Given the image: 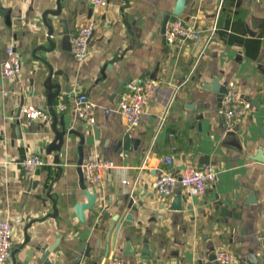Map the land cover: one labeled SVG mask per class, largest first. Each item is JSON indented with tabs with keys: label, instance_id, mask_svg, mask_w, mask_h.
<instances>
[{
	"label": "crops",
	"instance_id": "0c3cea01",
	"mask_svg": "<svg viewBox=\"0 0 264 264\" xmlns=\"http://www.w3.org/2000/svg\"><path fill=\"white\" fill-rule=\"evenodd\" d=\"M59 1L69 32L95 21L80 62L60 41L48 43L42 16L57 0H0V64L9 45L21 54L15 78L0 73V220L18 219L16 251L6 264H42L35 246L53 243L56 233L46 257L51 264H106L110 257L125 264H219L211 257L220 249L233 252L236 264H264V0H185L180 14L173 13L177 0H107L103 8ZM167 15L194 22L199 39L169 45ZM146 75L161 82V92L130 128L117 109V90ZM214 79L235 82L250 103L233 128L224 126L218 95L206 87ZM77 94L96 106L97 139L89 123L56 109L60 95L70 105ZM49 103L58 129L84 134V159L115 164L101 184L87 185L96 198L83 222L74 208L86 202L76 172L79 137L67 134L60 151L48 152L52 117L40 122L20 115L22 105L47 110ZM125 133L138 140L131 151L119 146ZM30 155L44 163L26 176L20 162ZM208 163L217 179L202 195L189 196L181 186L165 198L154 193L161 170L180 173Z\"/></svg>",
	"mask_w": 264,
	"mask_h": 264
},
{
	"label": "built area",
	"instance_id": "2783aa9c",
	"mask_svg": "<svg viewBox=\"0 0 264 264\" xmlns=\"http://www.w3.org/2000/svg\"><path fill=\"white\" fill-rule=\"evenodd\" d=\"M93 8H103L107 5V0H88ZM95 27V21L89 19L85 24L76 30L69 32L70 53L72 58L80 62L88 53V44ZM165 41L169 45L178 48L184 47L187 43L195 42L200 37V31L192 21L183 19L168 20L164 30ZM21 69L20 51L13 45L5 48L4 58L0 64V73L3 77L13 79ZM161 82L148 75L139 82H127L119 95L117 109L123 115L128 127L138 125L146 107L156 102L161 92ZM250 103L244 98L240 87L233 81L226 85L221 104L217 108V113L225 127L233 128L250 111ZM56 109L65 111L69 109L73 115L89 124L95 123L96 106L89 101L85 95L77 94L70 105L62 95L59 96ZM110 110L106 109L105 112ZM20 115L28 121L46 122L50 115L44 108L34 104H26L20 107ZM164 117H159L162 121ZM125 155V153H121ZM166 162L170 159L166 158ZM44 163L41 156L30 155L20 162V166L26 176H29L35 167ZM115 166L112 160H101L99 158L84 159L82 169L84 179L88 186L101 184L105 173ZM217 179V171L212 164H201L199 166H188L180 173H173L168 170H161L154 180L153 191L158 198H165L172 195L177 186L189 196L202 195L207 186ZM126 183V180H123ZM18 219L0 220V264H6L10 260L12 250V227ZM261 256L264 260V234L260 237ZM215 260L219 264H236L238 258L228 249H220L215 254ZM106 264H125L119 257H110Z\"/></svg>",
	"mask_w": 264,
	"mask_h": 264
},
{
	"label": "water",
	"instance_id": "95a60500",
	"mask_svg": "<svg viewBox=\"0 0 264 264\" xmlns=\"http://www.w3.org/2000/svg\"><path fill=\"white\" fill-rule=\"evenodd\" d=\"M185 5V0H177L176 4L173 8V13L174 14H180L183 11ZM48 15H50L51 17H49ZM61 15V4L60 1L57 0V5L56 8L54 10H45L43 13V22L46 26V35L48 36V43L50 45V47H52L54 45V43L56 41H60L61 42V47L62 48H66L69 49L70 48V43H69V28L67 26V20L65 18H59V16ZM169 20V15L165 16L164 18V24H163V33L165 30V26L167 21ZM56 21L57 24L59 26V28H56ZM41 49H45L44 47H41ZM51 49V48H50ZM50 76L48 78H46V84L51 85L50 84ZM126 82L122 81L121 84L119 85L118 88V92L122 90L124 84ZM48 85V87H49ZM51 87V86H50ZM55 88L59 89V86L54 85ZM207 88L213 90L214 92L217 93V97H218V101L221 102L222 97L224 95V93L226 92V86L223 84H219L218 81L216 79H214L212 81V83L209 86H206ZM58 94V93H57ZM50 117H52L53 119V123H52V130L54 131L55 137L53 139V141L48 145L47 147V151L51 152V151H56L62 148V146L65 144V136L67 134H74L76 136L79 137V143L77 146V152H78V160H77V168H76V172L78 174V183H79V187L80 189L83 191L85 197H86V202H82V203H77L74 208H75V214L77 216V218L80 221H84V214L83 211L85 209H88L92 206L96 195L90 191V189L87 187V184L85 183V179H84V173H83V169H82V163L83 160L85 158L84 155V151H83V144H84V134L82 132H78L75 130H65L64 127L61 129L57 128V117H56V113L54 111V108L52 107V104L49 103V107L47 109ZM17 123H19V120L17 121ZM87 129L93 130V133L95 135V138L97 139V134H98V130L92 126L91 124L87 126ZM137 139L132 138L129 133H125L119 146L121 145L123 150H128L131 151L133 149L136 148V144H137ZM54 159L56 162H59V153H57L54 156ZM180 200V196L178 195V199ZM128 206L131 207L133 210L135 209V206L132 205V199H130ZM173 208H178L173 206ZM126 219H130V216L127 215L125 217ZM56 239L54 240L53 243L49 244V245H41V244H37L35 246V250L41 252V256L39 258V262H41L42 264H51L47 259V255L55 248V246L58 243L59 240V235L56 233L55 234ZM16 250L14 249V247H12V252L11 254H14ZM26 255L28 257H33V253L31 252H26ZM211 257V256H210ZM215 258V254H212L211 259ZM249 264H258V262H249Z\"/></svg>",
	"mask_w": 264,
	"mask_h": 264
}]
</instances>
